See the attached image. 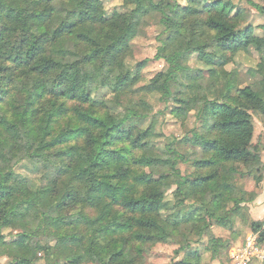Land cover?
<instances>
[{"label": "trees", "instance_id": "obj_1", "mask_svg": "<svg viewBox=\"0 0 264 264\" xmlns=\"http://www.w3.org/2000/svg\"><path fill=\"white\" fill-rule=\"evenodd\" d=\"M122 1L131 11L107 15L103 0H0V226L19 232V245L0 239V258L9 264H38L42 253L50 264H138L144 245L188 231L196 243L215 222L233 230L257 197L245 188L248 179L257 187L263 181L264 147L253 138L255 115L264 119V35H255L252 14L232 0L202 8ZM246 1L264 14L256 0ZM153 14L171 42L157 58L181 70L183 59L198 54L219 69L195 109L201 149L191 153V176L179 169L190 159L157 148L153 126L145 127L152 107L137 97L171 96L176 74L141 86L140 68L133 73L126 65L131 41ZM178 42L183 51L167 54ZM243 50L260 64L249 71L258 81L241 87L225 66ZM103 89L112 90L111 101L93 98ZM174 98L172 113L182 116L184 103ZM25 159L55 170L49 185L19 180L15 167ZM163 174L169 176L156 178ZM174 187L173 210L166 197ZM165 211L172 212L163 219ZM250 229L263 245L264 222Z\"/></svg>", "mask_w": 264, "mask_h": 264}, {"label": "rangeland", "instance_id": "obj_2", "mask_svg": "<svg viewBox=\"0 0 264 264\" xmlns=\"http://www.w3.org/2000/svg\"><path fill=\"white\" fill-rule=\"evenodd\" d=\"M178 1L184 6H187V4L191 6L192 4L194 7L202 8L215 0ZM232 1L238 8L247 9L252 14L251 24L255 25V35H260L261 32L257 28L259 27L258 25L264 23V20H262L264 19V14L252 8L246 0ZM256 3L264 6V0H256ZM103 4L107 15H112L116 12H129L132 9V7L124 5L122 0H103ZM160 19V15L158 14L145 17L138 36L130 43L131 51L126 60V65L133 73H136L140 68L141 86L150 84L161 73L165 75L176 74L172 85L173 94L171 96L163 95L161 92H154L137 97L140 100H147L152 107V111L145 122V127L153 126L158 136L155 142L157 148L163 152L166 148L172 147L178 153L190 159L189 162L181 161L179 169L183 175L191 176V172L193 171L191 168V153H198L201 149V140L196 134L198 132L201 133V122L195 119V109L201 105L204 95L210 96L209 87L219 69L208 67L200 62L198 54H193L183 59L180 64L182 66L181 70H177L164 59L157 58L156 56L161 53L160 49L162 46L169 41L168 33L165 32ZM176 48L183 51V43L170 44L167 54H173ZM141 64H144V66L139 67ZM259 64L260 58L256 53L250 50H243L228 60L225 70L237 73L236 78L239 79L241 87H243L258 81L259 77L255 78V74L249 71L255 70ZM162 78L160 83L166 80L165 77ZM175 96L184 103L182 106L186 110L182 116L172 113L173 109L175 110L179 107L174 101ZM93 98L98 100V102L104 103L105 101H111L114 95L112 90L103 89L94 92ZM257 120L264 123V119L259 114L255 115L254 125L259 128L260 125L257 123ZM254 143L259 144L262 148L264 147V141L262 142L257 136H255ZM259 167L264 168L263 154ZM15 171L19 180H26L38 187L49 185L50 179L55 174L53 168H48L45 164L35 163L28 159L17 164ZM143 172L149 173L148 170L144 169ZM168 176L163 174V176L156 178H167ZM245 188L248 192L257 195L260 186L257 187L256 181L248 179L245 182ZM175 190L176 187L169 191L166 197V202H169L168 204L173 206V210L178 206ZM199 201L202 202L203 198H199ZM191 206L190 200L182 206V209L187 213L191 211ZM171 212H163L162 218L166 219L170 217ZM250 223L249 215L245 221L243 219L236 220L233 230L224 229L221 223L215 222L210 236H203L200 241L192 244L191 232L188 231L186 236L180 237L177 240H169L167 244L144 245L142 246V259L138 264H182L188 262L196 263L198 261L199 264H232V250L235 247L243 245L246 239L253 234L250 229ZM18 234L19 232L15 229H7L0 226V239H4L10 245H19ZM259 248L262 253L259 259L253 261V264H262L264 262V244L259 245ZM192 251H197L200 255L193 257L191 256ZM37 258L38 264H50L43 253L37 254ZM10 262L11 258L7 256L0 258V264H9Z\"/></svg>", "mask_w": 264, "mask_h": 264}, {"label": "crops", "instance_id": "obj_3", "mask_svg": "<svg viewBox=\"0 0 264 264\" xmlns=\"http://www.w3.org/2000/svg\"><path fill=\"white\" fill-rule=\"evenodd\" d=\"M261 16V15H259ZM262 17V16H261ZM260 18V17H259ZM264 20V19H262ZM264 23L261 25H258L259 27L257 28L260 30V37L264 35ZM255 26V25H254ZM263 34V35H261ZM257 123L260 125L259 128L255 126V134L253 138V142L255 140V136H257L261 141H264V123L260 120H257ZM260 142V141H259ZM263 161H264V152H263ZM249 219L251 222H264V168H263V181L260 185V188L258 189V194L256 199L251 202L249 205Z\"/></svg>", "mask_w": 264, "mask_h": 264}, {"label": "built area", "instance_id": "obj_4", "mask_svg": "<svg viewBox=\"0 0 264 264\" xmlns=\"http://www.w3.org/2000/svg\"><path fill=\"white\" fill-rule=\"evenodd\" d=\"M261 253L258 237L252 234L243 245L232 250L231 261L232 264H252L254 260L259 259Z\"/></svg>", "mask_w": 264, "mask_h": 264}]
</instances>
